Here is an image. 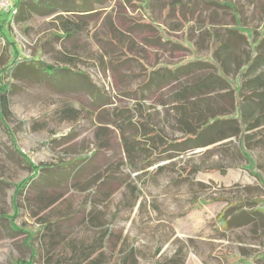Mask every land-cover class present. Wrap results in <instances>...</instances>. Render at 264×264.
Listing matches in <instances>:
<instances>
[{"label": "rangeland", "instance_id": "1", "mask_svg": "<svg viewBox=\"0 0 264 264\" xmlns=\"http://www.w3.org/2000/svg\"><path fill=\"white\" fill-rule=\"evenodd\" d=\"M17 1L0 0V264H264V121L244 133L250 160L237 139L160 154L142 142L144 74L191 54L199 30L263 37L264 0H86L84 16L46 15L43 0L15 18ZM243 45L226 48L230 75ZM39 62L84 77L26 65ZM31 165L52 169L15 205ZM40 194L60 200L39 212Z\"/></svg>", "mask_w": 264, "mask_h": 264}, {"label": "trees", "instance_id": "2", "mask_svg": "<svg viewBox=\"0 0 264 264\" xmlns=\"http://www.w3.org/2000/svg\"><path fill=\"white\" fill-rule=\"evenodd\" d=\"M50 1V6L43 8L41 6L37 10L46 8L48 9L46 15H51L54 11L62 9L61 12H80L79 16H84L85 13L92 10L86 0L84 6H75L74 3L72 10L70 8L63 10L61 8L63 3L58 6L54 3L56 0ZM41 2L43 0H18L15 4L17 12L14 17H18L25 9H36L31 3L42 5ZM58 2L60 1L58 0ZM208 3L224 6L218 0H208ZM0 21L4 24L10 22L4 18ZM72 23H74L72 19L66 20L64 23V29L68 35L73 34ZM228 32L230 44L224 43V45L219 43V30H199L196 39L190 41L194 48H186L191 52L189 56H184L182 60L175 63L154 65L149 73L144 74L145 79L142 81V142L145 141L147 145H152L159 154L169 151L181 153L194 151L230 139H237L240 144V154L244 159L250 160L243 145L244 133L261 126L264 121L262 120L264 118V72H260L264 66V36L250 40L237 28H230ZM254 33L252 31V34ZM253 37L254 35H252ZM173 42L172 45L183 46L180 42ZM244 42L250 47L249 54L247 53V57L244 58L245 62L233 60L237 65V71L234 75H230L227 73L228 68L225 61L226 48L232 49L231 55L233 56L238 48H242L241 50L245 52ZM8 43L12 44L10 41ZM235 48L237 49L235 50ZM22 63L24 62H20L16 68L20 67ZM39 63L37 66L35 63L26 65L35 66V69L39 68L50 75H62V78H65L66 73L70 72L84 77V74L69 68ZM256 73L258 74L252 78ZM81 83H86V80H82ZM4 91L0 95V110L4 116H7L10 113V99ZM251 98L258 99L253 102L257 106V115L248 108ZM152 113L159 115V120L163 124L164 121H168V125L180 132L181 136L173 138L163 127L157 126V118ZM144 149L146 150V148ZM31 166L34 172L23 182L22 186L19 185L14 197L15 205L19 203L23 189L30 186L42 170L45 172L52 169L43 165ZM59 197L53 194L37 196L39 212L54 206L59 202Z\"/></svg>", "mask_w": 264, "mask_h": 264}, {"label": "crops", "instance_id": "3", "mask_svg": "<svg viewBox=\"0 0 264 264\" xmlns=\"http://www.w3.org/2000/svg\"><path fill=\"white\" fill-rule=\"evenodd\" d=\"M228 29H230V28H228ZM238 30L241 31V32L243 33L244 36H247L246 33H244L241 29H238ZM223 34H224V33H220V34H219V43H220V44H224V43H226V44H230V34H229V32H227L225 36H223ZM216 44H218V43L216 42ZM224 45H225V44H224ZM228 49H230L229 51H232L231 48L228 47ZM236 49H237V48H235V50H236ZM189 55H190V54H189ZM189 55H187V56H189Z\"/></svg>", "mask_w": 264, "mask_h": 264}, {"label": "built area", "instance_id": "4", "mask_svg": "<svg viewBox=\"0 0 264 264\" xmlns=\"http://www.w3.org/2000/svg\"><path fill=\"white\" fill-rule=\"evenodd\" d=\"M5 4H6V3H5ZM6 6L10 8V6H8V5H6ZM11 11H12L14 14H16V12H17L16 8H14L13 6H11Z\"/></svg>", "mask_w": 264, "mask_h": 264}]
</instances>
